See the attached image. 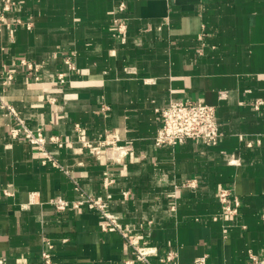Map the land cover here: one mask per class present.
<instances>
[{
	"label": "crops",
	"instance_id": "obj_1",
	"mask_svg": "<svg viewBox=\"0 0 264 264\" xmlns=\"http://www.w3.org/2000/svg\"><path fill=\"white\" fill-rule=\"evenodd\" d=\"M16 2L0 29V257L45 264L49 237L57 264H148L133 238L154 248L151 264H262L264 0ZM21 58L41 65L39 80ZM177 100L216 107V145L155 143L158 109ZM6 104L60 136L62 146H46L58 164L11 136L18 121ZM191 178L196 189L181 186ZM224 188L241 199L234 216L222 211ZM81 192L109 197L129 238L104 231L96 209L51 203Z\"/></svg>",
	"mask_w": 264,
	"mask_h": 264
},
{
	"label": "built area",
	"instance_id": "obj_2",
	"mask_svg": "<svg viewBox=\"0 0 264 264\" xmlns=\"http://www.w3.org/2000/svg\"><path fill=\"white\" fill-rule=\"evenodd\" d=\"M16 0H0V29L8 22L7 16L16 7ZM119 10L126 9V3L121 2L118 7ZM118 22V30L124 32L126 30L125 23L120 22L119 19H115ZM20 65L24 66L27 70L34 74L36 80L40 79L41 65L28 58L19 59ZM65 63L69 69H74L75 64L72 56L65 58ZM13 73H9L5 84L9 79H13ZM60 82L65 83V73L60 72L58 74ZM53 99V98H52ZM262 101H259V105ZM17 119L18 127L11 131L13 138H23L30 143L36 145L42 152L47 153L45 161H52L56 164L57 161L54 156L47 150V143H56L60 146L63 145V141L58 135H51L47 137L45 135V129L43 127H37L33 129L29 127L25 120L21 118L16 109L11 105H4ZM161 118V125L155 136V143L160 147H175L178 144H182L189 139L203 142L206 145H216L219 142L221 132L219 124L216 120V107L214 105L201 102V101H171L166 106L158 109ZM105 185L108 186L111 180L105 179ZM181 186L196 189L198 187L197 179L191 178L185 180ZM178 187V186H177ZM6 194H11L9 191H5ZM127 194V193H126ZM220 202L222 205V211L228 216H234L239 212L242 205L241 199L238 195L234 194L230 189L224 188L219 194ZM51 203L55 206L56 210L63 212L69 207L80 208L82 205H87L92 209L98 210L105 218L102 223V229L104 231L120 230L124 236L128 234L121 229L117 219L110 211V199L103 197H94L81 192V198L77 200H69L65 197L58 196L54 198ZM129 238V236H128ZM130 243L134 247V253L136 259L151 264L148 256L150 253L155 252L153 247L147 246L145 243H140L137 239L129 238ZM54 243L51 238L44 237V247L42 250V260L45 264H57L53 259L52 249ZM249 256L253 261L257 260V256L252 252H249ZM176 258L174 252H170L166 259L163 261H173ZM264 264V259L260 261ZM0 264H7L5 257H0ZM24 264H30L26 262ZM126 264H134L133 261H126ZM181 264V263H178ZM189 264H207V256L201 257L194 263Z\"/></svg>",
	"mask_w": 264,
	"mask_h": 264
}]
</instances>
